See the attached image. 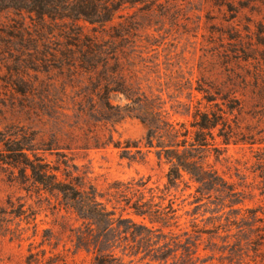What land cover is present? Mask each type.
Here are the masks:
<instances>
[{
  "label": "rangeland",
  "instance_id": "374dc122",
  "mask_svg": "<svg viewBox=\"0 0 264 264\" xmlns=\"http://www.w3.org/2000/svg\"><path fill=\"white\" fill-rule=\"evenodd\" d=\"M70 29L98 42L116 44L125 60L143 70L138 83L153 99H160L175 123L189 125L199 103L201 108L206 106L201 89L236 92L235 96L244 102L239 117L241 128L255 135L256 143L232 144L225 155L227 162H216L212 157L209 163L234 184H239L241 178L246 184L261 182L257 169L264 155V143L260 144L264 140V0H132L104 26L69 20L42 23L24 11L0 13V129L25 127L37 134L36 142L56 137L62 152L79 168L78 174L86 173L100 192L106 193L115 182L141 179L163 189L169 165L158 158L156 150L144 149L147 127L136 118L115 125L106 123L98 113L105 108V101L97 99V113L91 114L89 100L83 102L84 107L79 104L87 81L68 79L53 65L51 55L65 47L63 34L70 33ZM45 94L50 95L49 101ZM218 102L222 103L221 96ZM110 103L114 107L128 104L116 95L110 96ZM111 136L115 142L140 143L145 160L138 163L121 159L122 151L112 144L96 147L97 139L103 144ZM44 156L57 164L55 155ZM25 188L13 180L9 171L0 172V204L12 199L33 207L38 225L35 238L31 231L22 241L0 235V264H26L30 249L33 253L45 250L47 258L62 254L68 264H93V256L77 251L72 243L70 230L80 226L76 218L59 212L55 198L39 196L35 189L28 193ZM254 195L253 201L246 200L235 208H264V196L259 190ZM195 196L194 187L188 190L181 185L171 191L170 199L175 200L179 217L173 233L182 241L200 236L197 264L208 257L215 260L206 264H229L228 246L234 244L237 229L230 227L228 218L240 221L244 213L230 215V209L214 199L194 204ZM259 216L263 217L261 212ZM135 221L141 223L142 219ZM45 230L51 231L53 239L39 247ZM175 254L167 263L157 264H177L182 251L174 260ZM249 256L247 260L256 258L257 264L264 257H256L251 251ZM139 264L155 263L147 260Z\"/></svg>",
  "mask_w": 264,
  "mask_h": 264
},
{
  "label": "trees",
  "instance_id": "16d2710c",
  "mask_svg": "<svg viewBox=\"0 0 264 264\" xmlns=\"http://www.w3.org/2000/svg\"><path fill=\"white\" fill-rule=\"evenodd\" d=\"M127 1L132 0H0V13L24 11L42 23L69 20L104 26ZM69 31L63 34L67 40L65 47L51 55L53 65L68 79L87 81L79 104L84 107L83 102L89 100L91 114L97 113L94 108L98 101H105V108L98 113H102L106 123L115 125L126 118H136L147 127L144 149L156 150L158 158L169 165L167 184L161 189L150 186L143 179L131 180L115 182L106 193L100 192L88 181L86 173L78 174L79 168L62 152L56 137L36 142L37 134L15 125L0 129V172L9 171L13 180L26 187L28 193L35 189L39 196L47 194L55 198L59 202V212L74 216L80 226L70 230L72 243L77 251L91 254L93 264H139L147 260L155 264L167 263L173 253H176L174 260L177 259L179 250L182 254L177 264H197L200 236L182 241L173 233L179 217L176 202L170 197L171 191L181 185L188 190L195 188L194 204L214 199L230 209V215L238 217L244 213L240 221L228 218L230 227L237 229L234 244L228 246L229 264H257L256 258L247 259L250 251L257 254L256 257L264 256V208L243 210L235 207L246 200L253 201L256 190L264 196V155L258 162V178L261 179L258 185L255 182L246 184L242 178L239 184L229 182L209 163L212 157L216 162H227L225 155L232 144L256 143L255 135L241 128L239 117L244 102L235 96L236 92L214 87L201 89L206 106L201 108L202 103H199L189 125L175 123L160 99H153L138 83L143 70L125 60L124 52L116 44L98 42L76 29ZM49 88L51 86L48 91ZM111 95L122 96L128 104L112 106ZM218 96H221V104ZM44 98L49 101L50 95ZM80 111L87 114L83 108ZM262 141L260 144L264 143ZM96 142V147L112 144L121 150V159L141 163L146 158L140 143L115 142L113 136L103 144H99V139ZM46 154L55 155L57 164L48 162ZM260 212L263 217L259 216ZM135 218L142 222H136ZM36 220L37 210L19 200L8 199L0 204V235L3 237L22 241L30 231L32 238L37 237ZM52 239L51 231L45 230L39 247ZM162 241L164 244L160 245ZM214 260L208 257L201 263ZM261 261L264 264V257ZM26 264L68 263L62 254L47 258L45 250L33 253L30 249Z\"/></svg>",
  "mask_w": 264,
  "mask_h": 264
}]
</instances>
